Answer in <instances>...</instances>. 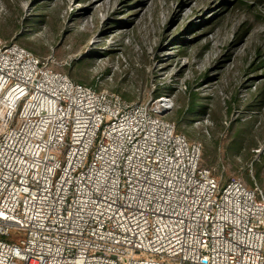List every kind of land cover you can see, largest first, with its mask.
<instances>
[{
    "label": "built area",
    "instance_id": "obj_1",
    "mask_svg": "<svg viewBox=\"0 0 264 264\" xmlns=\"http://www.w3.org/2000/svg\"><path fill=\"white\" fill-rule=\"evenodd\" d=\"M173 105L0 42V264H264L263 189L202 165Z\"/></svg>",
    "mask_w": 264,
    "mask_h": 264
},
{
    "label": "rangeland",
    "instance_id": "obj_2",
    "mask_svg": "<svg viewBox=\"0 0 264 264\" xmlns=\"http://www.w3.org/2000/svg\"><path fill=\"white\" fill-rule=\"evenodd\" d=\"M0 42L127 100L171 96L202 165L264 191V0H0Z\"/></svg>",
    "mask_w": 264,
    "mask_h": 264
}]
</instances>
